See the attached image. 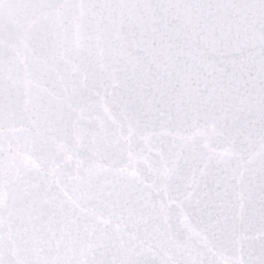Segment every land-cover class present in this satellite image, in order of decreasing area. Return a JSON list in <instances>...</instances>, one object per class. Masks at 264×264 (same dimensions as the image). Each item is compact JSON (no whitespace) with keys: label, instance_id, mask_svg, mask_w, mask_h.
Returning a JSON list of instances; mask_svg holds the SVG:
<instances>
[{"label":"snow or ice","instance_id":"obj_1","mask_svg":"<svg viewBox=\"0 0 264 264\" xmlns=\"http://www.w3.org/2000/svg\"><path fill=\"white\" fill-rule=\"evenodd\" d=\"M0 264H264V0H0Z\"/></svg>","mask_w":264,"mask_h":264},{"label":"water","instance_id":"obj_2","mask_svg":"<svg viewBox=\"0 0 264 264\" xmlns=\"http://www.w3.org/2000/svg\"><path fill=\"white\" fill-rule=\"evenodd\" d=\"M210 59H211V56H210ZM216 59L218 60V59H219V57H216ZM101 111H102V109H101ZM215 147H217L218 149H220V148H222V147H223V145H215Z\"/></svg>","mask_w":264,"mask_h":264}]
</instances>
